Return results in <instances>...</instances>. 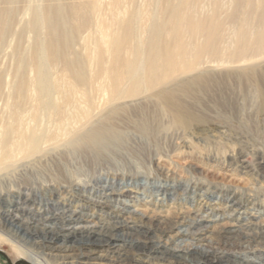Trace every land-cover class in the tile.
Masks as SVG:
<instances>
[{
	"label": "bare ground",
	"instance_id": "obj_1",
	"mask_svg": "<svg viewBox=\"0 0 264 264\" xmlns=\"http://www.w3.org/2000/svg\"><path fill=\"white\" fill-rule=\"evenodd\" d=\"M142 1L152 10L143 11ZM226 3L234 6L231 12L224 11ZM208 4L215 6L212 14ZM256 5L264 0H0V66L7 63L0 71V107L7 110L0 116V165L39 158L63 140L93 151L117 141L121 127L146 137L164 126L187 129L205 115L202 98L223 102L233 85L251 83L264 100V66H237L264 57V11ZM230 24L236 26L229 30ZM61 192L57 186L49 194L61 203L70 194ZM75 195L82 204L67 205L66 214L28 209L32 200L20 202L19 195L0 196V223H7L0 231L29 264L61 256L63 264L228 260L202 248L209 233L185 216L158 230L154 218L138 210L120 209L105 221L84 212L108 199ZM133 214L143 218L135 227ZM186 227L196 232H183ZM224 230L231 234L227 244L235 238L250 249L255 241L237 224L226 223ZM20 232L33 239L21 242Z\"/></svg>",
	"mask_w": 264,
	"mask_h": 264
},
{
	"label": "rangeland",
	"instance_id": "obj_2",
	"mask_svg": "<svg viewBox=\"0 0 264 264\" xmlns=\"http://www.w3.org/2000/svg\"><path fill=\"white\" fill-rule=\"evenodd\" d=\"M140 5L143 11L152 10L144 1ZM208 5L204 6L205 11L212 14L215 6ZM223 6L225 12L234 9L229 3ZM259 8L264 11V5H256L254 10ZM235 26L230 24L228 29ZM170 34L163 33L165 38ZM252 64L264 66V57L237 66L241 69ZM6 67L5 62L0 71ZM232 91L234 94L227 93L224 101L217 104L210 96L202 98L206 120L203 117L195 120L187 129L164 126L146 137L135 129L121 127L115 136L117 141L97 146L93 151L72 148L63 140L39 158H20L8 168L0 165V196L19 195L20 202L31 199L28 209L41 207L52 214H66L67 205L82 204L83 200L75 193L94 202L108 199L105 206L84 213L108 221L117 210L128 213L138 210L141 215L154 218L155 228H164L180 215L185 216L190 222H197L201 232L209 233L203 249L228 258L221 264H264V100L256 96L248 82L233 85ZM6 111L0 107V116ZM57 186H61L60 194L70 193L67 200H62L66 204L63 207V202L58 204L49 194ZM219 207L226 209L220 211ZM139 217L131 215L133 226L143 220ZM226 223L237 224L241 232L254 237L250 249L235 238H230L227 244L231 234L224 230ZM0 224L7 226L6 221ZM184 230L187 234L196 232L187 227ZM21 235L24 237L21 242L33 239L27 232H20V238ZM178 244L184 245L180 241ZM75 246L65 254H70ZM0 250L12 264L28 262L26 254L1 231ZM63 261L67 259L61 256L56 261L46 260V264ZM0 264H9L2 255Z\"/></svg>",
	"mask_w": 264,
	"mask_h": 264
},
{
	"label": "water",
	"instance_id": "obj_3",
	"mask_svg": "<svg viewBox=\"0 0 264 264\" xmlns=\"http://www.w3.org/2000/svg\"><path fill=\"white\" fill-rule=\"evenodd\" d=\"M0 255H2L3 257H5L9 264H12L11 261L8 259V257L1 250H0ZM16 264H29V263L26 262V261H19Z\"/></svg>",
	"mask_w": 264,
	"mask_h": 264
}]
</instances>
